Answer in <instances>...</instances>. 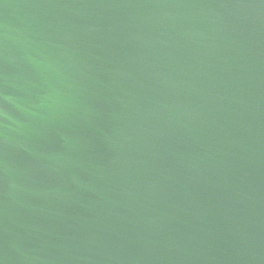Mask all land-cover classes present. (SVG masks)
<instances>
[{"label":"water","instance_id":"water-1","mask_svg":"<svg viewBox=\"0 0 264 264\" xmlns=\"http://www.w3.org/2000/svg\"><path fill=\"white\" fill-rule=\"evenodd\" d=\"M0 264H264V0H0Z\"/></svg>","mask_w":264,"mask_h":264}]
</instances>
